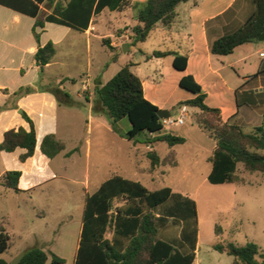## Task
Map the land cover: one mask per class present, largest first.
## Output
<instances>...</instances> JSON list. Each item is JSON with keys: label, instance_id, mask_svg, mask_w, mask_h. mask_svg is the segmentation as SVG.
Returning a JSON list of instances; mask_svg holds the SVG:
<instances>
[{"label": "crops", "instance_id": "obj_1", "mask_svg": "<svg viewBox=\"0 0 264 264\" xmlns=\"http://www.w3.org/2000/svg\"><path fill=\"white\" fill-rule=\"evenodd\" d=\"M58 1L54 5L47 0L44 2L41 6L44 17L53 13ZM61 1L68 4L71 0ZM146 1L131 0V3ZM96 6L97 2L89 29L85 32L47 23L42 32L37 30L41 32L40 42H37L34 36L36 19L0 5V107H6L0 113V144L9 130L20 128L30 130V124L23 117L24 113L33 121L37 135L35 154L25 163L20 161L21 155L25 153L23 149L0 154V202L4 199L10 202L22 198L27 206L44 212L46 207L55 204V196L64 194L65 191L54 189L51 186L52 182L58 178L65 182L71 181L70 172L73 171L80 174L79 179L83 180L81 185L84 193H81V201L84 206L86 196L89 194L88 187L92 182L95 192L114 176L141 182L138 177L143 175L144 171L138 168L136 161L140 149L135 143L138 142L121 138L113 131L108 119L95 112L96 87L107 84L128 63L134 65L131 68L132 72L137 69L140 72L149 70L141 72L142 76L135 74L143 83L145 98L159 110L169 111L171 117L175 111H178L177 117L180 115L179 103L195 97L180 86L184 77L193 76L207 95L206 104L211 108L220 109L225 123L240 125L247 132L264 128V57L261 56L264 54V42L242 45L228 56H217L211 52V44L214 41L239 30L254 14L255 0H189L178 7L177 17L171 27L160 26L150 36L151 38L154 33L162 31V36L170 39L175 48L152 47L144 50L138 47L140 44L132 46L128 43L130 52L117 51V62L112 61L111 53L110 60L104 63L100 74L93 75L87 72L80 74L79 79L60 75L52 80L55 87H45L43 76L50 68L63 61L59 58V46L65 37L74 32L80 34L85 41L86 52L89 55L93 42H100L104 46L103 41L112 38L118 28H127V35L124 38L131 41L133 28L137 25L133 9L111 11L105 8L100 14H96ZM51 33L55 35L50 36ZM119 40L112 42L113 48L117 50L123 46L118 43ZM71 41L68 57L80 61L82 53L78 52V42ZM49 42L55 44L57 53L53 61L41 72L35 56L39 47ZM107 50L109 51L108 48ZM155 52L188 55L187 70L180 72L174 68V56L157 58L153 56ZM91 59L88 60V66L91 65ZM153 73H156L159 81L155 80L156 76ZM22 88H31L33 92L15 98L14 94ZM55 89L62 91L60 98L54 93ZM68 89L72 93L68 92ZM65 95L70 98H66ZM50 134L56 135L65 144V150L55 159H49L41 152L42 142ZM149 137L152 139L156 135ZM159 143L165 142L153 141L137 145H146L147 157L150 152L155 151L161 161L167 159L171 152L175 153L176 165L162 164L152 169L155 178L156 176L164 178L183 168L177 150L178 147L185 145L187 140L183 145L173 148L168 146L164 155L158 152ZM129 145L133 147V166L120 168L116 160L119 148L123 146L128 148ZM216 149L217 145L211 157ZM12 171L22 173L18 184L20 192L2 185L4 176ZM211 172L212 170L210 174ZM155 181L154 179L152 183ZM173 192L183 195L174 190ZM16 204L17 212L24 213L25 209L19 204V200ZM0 215H2L0 221L5 224L11 236L9 229L12 227V216L7 206L0 207ZM181 227L183 228L182 225ZM66 229L64 238L60 240L66 245L65 250L70 251L75 264L82 226L75 245L72 243V226L69 225ZM180 236L181 233L178 239Z\"/></svg>", "mask_w": 264, "mask_h": 264}, {"label": "trees", "instance_id": "obj_2", "mask_svg": "<svg viewBox=\"0 0 264 264\" xmlns=\"http://www.w3.org/2000/svg\"><path fill=\"white\" fill-rule=\"evenodd\" d=\"M46 0H0V5L23 15L36 19L34 36L40 42L41 32L47 23L66 26L85 32L89 29L93 9L97 2L96 14L105 8L119 11L132 8L137 25L130 37L131 45L145 43L160 26L171 27L177 17V9L189 0H147L132 4L131 0H71L64 4L59 0L51 15L43 16L41 6ZM51 5L57 0H47ZM256 10L247 22L236 32L225 35L211 44V52L217 56H228L246 44L259 43L264 34V0H255ZM40 30L41 32H38ZM111 53L112 61L117 62V51L110 46V41H103ZM130 46V45H129ZM57 53L54 43L49 42L39 47L35 60L41 72L55 58ZM174 56V68L184 72L188 68V55L172 52H155L154 57ZM134 65L126 64L107 84L95 89L97 108L95 112L104 115L113 131L121 138L149 144L161 141L170 148L186 143V139L166 132L158 116L159 108L145 98L142 81L131 71ZM180 86L195 95L191 100L179 103L197 109L206 120L199 122L202 131L215 140L217 149L210 158L213 165L208 181L212 185L241 184L238 166L242 165L250 173H264V128L247 132L237 124L225 123L220 109L206 104L207 95L193 76L184 77ZM33 89L22 88L14 94L21 98L31 94ZM60 98L62 91L55 89ZM66 98L70 96L65 95ZM62 104V101H61ZM6 107H0V113ZM97 110V111H96ZM24 119L30 124V130L12 129L5 133L0 144L2 152L13 153L17 149L25 150L20 161L25 163L35 154L37 135L33 121L24 113ZM128 120L131 130L122 133L117 124ZM156 135L150 139L149 136ZM144 137V140L141 138ZM65 150V144L56 135H47L41 145V152L49 159H55ZM152 169L162 164L176 165V155L171 152L161 161L152 151L148 154ZM22 173L8 172L2 185L20 192L18 189ZM121 203V205H117ZM182 225L179 239L166 241L159 235L169 222ZM222 228L216 226V235H222ZM199 221L196 202L191 198L175 194L169 187L152 192L141 182L114 176L104 182L93 194L86 196L82 230L75 264H195ZM111 235V237H109ZM11 246V236L4 223L0 221V264H10L2 259ZM213 249L234 258L233 264H264L261 248L254 242L244 246L233 242H218ZM65 264V260L52 252L41 248H31L25 252L20 264Z\"/></svg>", "mask_w": 264, "mask_h": 264}, {"label": "rangeland", "instance_id": "obj_3", "mask_svg": "<svg viewBox=\"0 0 264 264\" xmlns=\"http://www.w3.org/2000/svg\"><path fill=\"white\" fill-rule=\"evenodd\" d=\"M126 30L127 28H118L112 38H107L111 47H113V41L117 42V39H120L118 43L123 45L120 48L121 53L124 52L123 49L126 45L129 48L125 53L131 50L128 44L131 41L124 38L127 35ZM162 33V31L154 33L149 40L138 47L144 50H149L152 47L175 48V44L162 36ZM54 35L55 33L50 34V36ZM71 40L78 42V52L82 53L80 61L68 57V47L72 42ZM85 47H87L85 41L77 32L65 37L64 42L59 46V58L63 61L48 70L43 76L45 78L43 85L47 88L55 87L52 80L60 75L79 79L80 74L87 72H91L93 75L100 74L104 63L110 60V50L108 51L100 42L95 41L92 43V51L89 55ZM90 58H92V62L88 66ZM152 68L156 69V67ZM145 71L149 70H142L141 72ZM141 72L138 69L133 70V73L137 75ZM153 74L156 76V73ZM155 80L159 81L160 79L156 76ZM68 92L71 91L68 89ZM177 112L173 113V118H177ZM204 119L198 110L190 108L185 125L171 129L173 134L185 138L187 143L178 147L177 150L183 168L172 172L168 177H154L153 170L149 166L150 161L146 154L148 151L146 145L135 143V146L140 149L139 158L136 160L138 168L144 171V174L138 178L152 192L169 187L196 202L199 238L195 264H233V257L213 249V246L218 242H233L240 246L254 242L260 246L264 257V173H250L242 165H239L237 175L243 181L241 184H210L208 176L212 170V164L209 160L216 148V142L202 131L199 122L205 124L206 120ZM117 128L122 133L131 130L128 120L119 122ZM141 140H144V137ZM167 149L166 143L158 144L160 155H164ZM119 150V155L116 158L118 166L120 168L132 167L133 147L131 145L128 148L123 146ZM70 175L71 181L69 182H65L61 178L52 182L51 186L54 189H64L65 191L64 194L55 196V204L46 207L44 212L27 206L22 198H16L25 209L22 214L17 212L16 200L13 199L8 202L4 199L0 202V207L7 206L12 216V227L9 229L11 246L2 255V259L11 263L24 250L41 248L63 258L66 261L65 264H73L74 259L70 251L65 250L66 245L60 238H64L66 228L70 225L72 226V243L73 245L76 244L82 226L84 203L81 201V193H84V190L81 185L83 180L79 179L80 174L73 171V173L70 172ZM154 179L156 181L152 183ZM88 192L87 195L95 192L93 182L88 187ZM117 205L119 206L121 203H117ZM40 206L42 207V205ZM217 225L223 230L220 236L216 235ZM181 232V225L170 223L160 230L159 235L166 241H172L178 239ZM47 264H52L51 258Z\"/></svg>", "mask_w": 264, "mask_h": 264}, {"label": "built area", "instance_id": "obj_4", "mask_svg": "<svg viewBox=\"0 0 264 264\" xmlns=\"http://www.w3.org/2000/svg\"><path fill=\"white\" fill-rule=\"evenodd\" d=\"M261 56L264 57V54ZM188 110L189 108L187 106H182L180 109V115L177 118H169V119H163L162 125L166 132H170L173 127H181L185 125V120L188 117Z\"/></svg>", "mask_w": 264, "mask_h": 264}, {"label": "water", "instance_id": "obj_5", "mask_svg": "<svg viewBox=\"0 0 264 264\" xmlns=\"http://www.w3.org/2000/svg\"><path fill=\"white\" fill-rule=\"evenodd\" d=\"M259 41L260 42H264V34H262L260 37H259ZM129 47L126 45L124 46V49L123 51L126 52V50L128 49ZM158 116L161 120L163 119H169L171 118V113L169 111H166V110H159L158 111ZM25 255V252L21 253L13 262H11L10 264H20V262L22 261L23 257Z\"/></svg>", "mask_w": 264, "mask_h": 264}]
</instances>
